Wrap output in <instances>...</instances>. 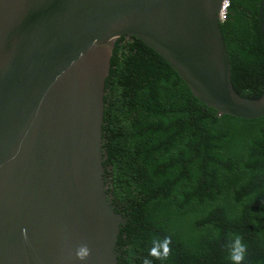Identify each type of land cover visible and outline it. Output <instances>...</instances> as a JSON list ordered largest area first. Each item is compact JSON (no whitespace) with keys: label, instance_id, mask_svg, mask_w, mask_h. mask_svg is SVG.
<instances>
[{"label":"water","instance_id":"1","mask_svg":"<svg viewBox=\"0 0 264 264\" xmlns=\"http://www.w3.org/2000/svg\"><path fill=\"white\" fill-rule=\"evenodd\" d=\"M222 2L0 0V264H120L127 219L108 192L103 125L122 37L158 53L218 115L264 117V94L234 88ZM258 19L264 47V0Z\"/></svg>","mask_w":264,"mask_h":264},{"label":"trees","instance_id":"2","mask_svg":"<svg viewBox=\"0 0 264 264\" xmlns=\"http://www.w3.org/2000/svg\"><path fill=\"white\" fill-rule=\"evenodd\" d=\"M260 0H231L221 23L232 82L244 98L264 94ZM106 178L127 224L120 264H264V117L240 119L207 107L174 69L135 37L118 40L105 86ZM171 238L165 260L148 255Z\"/></svg>","mask_w":264,"mask_h":264},{"label":"clouds","instance_id":"3","mask_svg":"<svg viewBox=\"0 0 264 264\" xmlns=\"http://www.w3.org/2000/svg\"><path fill=\"white\" fill-rule=\"evenodd\" d=\"M27 230L22 229V235L26 237ZM171 238L166 237L163 241L154 240L152 247L148 251V255L157 259L165 260L171 254ZM229 251V260L231 264H243L247 253V245L243 243L242 236L236 234L232 238ZM76 259L85 261L90 256V249L86 244L80 245L75 252ZM143 264H152V260L145 259Z\"/></svg>","mask_w":264,"mask_h":264},{"label":"built area","instance_id":"4","mask_svg":"<svg viewBox=\"0 0 264 264\" xmlns=\"http://www.w3.org/2000/svg\"><path fill=\"white\" fill-rule=\"evenodd\" d=\"M231 6V0H223L219 19L222 22L228 18L229 9Z\"/></svg>","mask_w":264,"mask_h":264}]
</instances>
